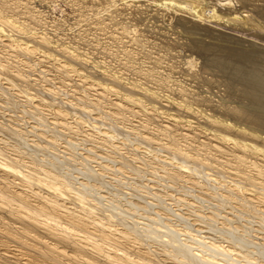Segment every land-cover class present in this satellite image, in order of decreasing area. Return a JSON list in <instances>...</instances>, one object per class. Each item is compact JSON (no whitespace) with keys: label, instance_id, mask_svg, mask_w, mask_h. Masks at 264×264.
Here are the masks:
<instances>
[{"label":"rangeland","instance_id":"obj_1","mask_svg":"<svg viewBox=\"0 0 264 264\" xmlns=\"http://www.w3.org/2000/svg\"><path fill=\"white\" fill-rule=\"evenodd\" d=\"M8 1L10 4L12 2L11 6L14 4L17 5L18 3L17 0ZM20 1L24 2L25 0ZM74 1L75 0L26 1L28 5H33L30 6L31 10H34L33 13L40 15V17L36 16L38 26L36 23V25L34 24L32 27L35 26L34 28L39 31L46 30L54 35V37L61 36L67 43L73 42L78 35L84 34L86 38H92L91 41L95 38V41L101 42L100 44L107 48L106 52L114 54V50L119 49V52L117 51L118 56H116V54H114L115 56H111L109 53L102 56V54L94 52L97 58L100 57L99 59L102 61L104 60V62L108 64L111 72L117 69H124L123 66H120L123 60L119 56H121V49L125 45L128 47L130 46V48L135 51L140 50L137 44L127 40L129 39V37H127L129 35L138 33L140 36L143 35L142 38L144 40L148 39L147 42L145 41L144 48L150 49L153 55L161 54L162 50L156 47L152 42L160 40L161 37L158 32L162 29L163 31H167L168 29V35L166 34V36H170L169 38H171V40L177 37L176 43L180 42V44L174 43L169 46V51L171 53L169 52V55L165 54V57L163 56L164 58H161L159 69H162L163 72H170L171 75L173 73V77L171 76L173 81L182 83L190 89L197 91L202 87L201 91L198 90L201 94L208 95L211 93V90H213L209 96L215 100L219 99L235 103V100H238L237 97H239V90L237 87L242 85V80L232 74L229 75L228 69L226 71L217 70L215 65H209L210 68L208 69V73L205 72L206 75L211 77L212 81H209L210 85L206 83V81L196 82L191 77H187L188 75L185 74L186 69H201L200 65L204 58L201 52H197L199 58H202L198 59L196 55L197 50L195 51L191 47L193 43L196 44L199 39L205 42V40H208V37H210L208 42L210 41L212 43L214 42L212 40L217 39V42L215 41L211 44L212 48L210 47V50L214 49V52L216 51V53L223 56L227 55V49L237 44L242 46L245 50L250 49L248 53L252 54L251 58L254 62L261 64L263 61L262 64L264 63V47H262L264 46L263 28L253 26L242 27L239 25L234 26L222 23L212 26L211 29L213 30H209L210 32L204 30V33L203 29H200L196 33L185 31V35L183 31L186 30V28L184 29V26L181 25L179 21L176 23V19H178L175 15L177 14L176 12L167 11L169 12V14H167L169 18L166 15H161L163 17L161 19L163 22L159 20V18H161L160 15H152V10L155 8H158L160 12L165 11L166 2L163 0H115V6L117 5L122 8V11L118 10L119 13L116 12L117 15L113 11L110 12V10L107 9L110 5L105 2V9H101L103 6H99L94 0H90L94 3V6H92L89 0ZM134 2L142 7L144 5L147 7H145V9H148V11L144 12L147 22L145 21V17H143L144 20L138 17L137 19L139 21H137L136 18L132 16V13L129 12V6L126 4ZM247 2L249 1L245 2L247 7L242 6V4L241 6L251 11L252 5L249 6ZM202 5H210V2L205 1ZM91 8H93L95 12ZM35 10L36 12H42V15L38 12L36 13ZM125 11H127V13ZM97 12L100 14H97ZM110 14H115L117 16H114L115 19L113 18L115 20L112 21L113 25L108 20L110 19ZM262 14V12H259L257 15L261 20H264V14ZM20 17L23 16L20 15ZM153 17L155 22L152 19ZM82 19H84V21ZM130 19L133 20L131 21ZM20 20H22V18H20ZM99 20H102L103 23ZM84 22L87 24L90 22L92 25L89 24L90 26H88ZM95 22L99 26H97ZM123 22L127 23V28L129 29V31H127L129 34L125 33L126 35H124L120 33V31H122L121 26L125 24ZM173 22H175L174 25L176 27H173ZM104 23H106L107 27L104 26ZM130 23L132 25H130ZM155 23L158 26H156ZM176 24L181 25L184 30L181 29V27L179 29V26L177 27ZM164 25L168 28L163 27ZM96 26L99 27V30L96 29ZM142 27L148 30L151 27L153 31L151 28L149 32L147 30L143 31ZM155 27L159 29L157 30ZM94 31H96V34ZM171 31L172 33H169ZM224 31L231 33V37L219 34ZM97 32L99 34H97ZM198 32L201 36L198 35ZM112 34L121 35V37H119L121 41H112V38H109ZM152 35L157 36V39ZM97 37L100 38L98 39ZM189 37L198 40L195 42V40H189ZM212 37L216 38L211 39ZM187 40H189V43L191 42V45L185 42ZM221 40L222 42L220 44ZM122 41L125 43H122ZM182 41H184V44L181 43ZM135 45H137V47ZM184 45L187 46L184 47ZM80 46L84 49L90 47L88 44H80ZM188 47L189 50L192 49L195 53H191V51L188 52ZM251 47L256 48V51H252ZM170 48H174L177 52L174 49L170 50ZM1 52L4 53L5 51ZM172 53H174V55H172ZM139 54H141L139 56L140 59L135 60L139 66L138 71L135 74L127 69H125V71L130 73L127 72L128 76L131 75L129 76L130 78H140L141 81H144L139 75L145 70V66L150 65V61L142 55L143 53L140 52ZM22 57L23 56H20L18 59L26 61V59ZM192 59L197 60V63L200 64L194 65L190 63L189 61H193ZM32 62H35L33 64L36 66L34 70L30 71H27L28 68L23 66V64L18 65L22 71H26L24 72L25 74H28V76L32 78L33 81L30 84L25 81H16V84L11 86L6 82L4 77L5 74L0 72V148L9 156L10 159L7 158L9 159L8 161L15 160L18 162H15V164H20L21 171L27 175V177L29 176L32 180L38 179L40 181L39 185L34 187L35 190L49 199L52 196L51 199H53L54 194L51 195V192L47 193V188L46 191L45 188H42V185L45 183L44 179H46L47 176L48 179L49 176L50 178L51 176L53 177V175L54 177L56 176L54 179L57 178L56 180L58 182L55 180V185L59 186L60 191L62 188L63 197L66 195V206L73 207V211L76 209L75 213H80L81 211V215H85L86 213V216H88L87 214H89L88 218L91 216L93 218H90L93 221L97 220L99 223L103 222L102 224L106 225V227L108 225L107 228L127 231L130 236L129 239H131L129 240L131 244H135V246L138 245L137 247L142 245L139 249L143 251L152 249V253L158 260L157 264H189V262L190 264H194L198 261L201 264H264V212H261L260 205L254 202L253 204L251 202L250 204L247 203V208L245 205H242V207V201L238 199V202L240 201L239 204L237 200H235L237 198L229 193V188H234L236 184L237 187L242 189H244V187L248 188V186L252 188L250 185L242 181L240 182L239 179L236 180V177L228 171H216L217 169L214 166L210 167L207 165L194 164L188 160H186L187 162L183 161L172 155L165 148L162 149L163 146L156 144L154 142L155 139H142L141 133H145L149 129H145V127L142 128L141 122L148 127L154 125L151 122L147 124L143 114L136 116L129 115L130 117L128 116V120V117L123 120L119 117H114L113 114L108 113L109 109L106 106L93 107L86 103V101L93 96H90L91 93H93L92 91L89 92L85 91L83 88L79 89L75 87L79 90L78 92L81 94L84 93L83 95L87 96V99L86 96L84 98L82 96L86 101L84 102L82 99L83 102H81L77 98H74L79 95L78 93L75 95V93L72 92L74 86L67 85L65 88L60 87L59 81H68L65 79L67 76L63 73L55 72V78L51 80L45 78L52 76V72H48L44 77H41V79H33L39 77L38 69L42 70L45 68L43 66L46 64L42 63V66L37 60H32ZM164 63L167 64L165 65ZM171 64L175 66H171L174 70L169 69L171 68ZM128 66H136V64L129 63ZM178 67L181 68L179 69ZM181 69H184L183 71H185V73ZM180 73L181 75H179ZM156 76L157 75L153 74L150 75V81L147 82L149 86H157L155 83H152L154 82L153 80L158 81ZM90 78L96 79L95 77ZM75 79H77V77H75ZM188 79L191 81H188ZM195 83L198 84V86ZM231 84L234 85L231 86ZM47 87H53L57 92L52 93ZM228 93L231 94L229 95ZM170 94L172 96V93ZM222 95H224L225 98L224 96L222 97ZM226 95H229L227 96L228 98ZM173 96V98L180 99L176 94ZM229 99H231V101ZM39 100L43 102L48 101L49 103L48 105L45 103L39 104ZM198 105L196 102L193 103L194 107ZM199 106L201 107V105ZM169 107L166 106V108H168L166 111L174 113L175 110L173 107ZM202 107H205L204 109L210 113L212 110L216 112L213 108L210 111L211 108L208 105L205 106L202 104ZM56 108L61 113L66 111L67 117L66 113H64L66 120H63L64 117L60 120L59 117L55 118L56 116H54L53 110ZM218 113H220L219 110ZM224 117L230 120L227 115ZM191 118L194 119L193 117ZM57 121L63 122L64 125H67L68 122L69 127L61 125ZM19 161L21 163H19ZM212 163L215 165V162ZM228 170L230 169L228 168ZM168 172H177L180 175L173 178L169 176ZM15 180V182H20L18 179ZM59 182H61V184ZM49 191H51V189H49ZM263 191L264 190L259 189L255 190L256 193H262ZM47 194L50 195L47 196ZM56 194H58V192H56ZM225 194L226 196L224 197ZM79 196H81L80 198L82 201L84 200L83 203L85 207L82 202L76 200ZM80 203L82 205H79ZM81 206L82 209L80 208ZM84 208L85 210H83ZM88 208L90 210H88ZM225 217L228 219L225 220ZM104 246L107 245L104 244ZM217 246L219 247L218 249ZM222 251H226L227 253ZM194 254H198L199 258L195 257ZM202 259H209V261L205 262ZM211 260L212 262L210 263Z\"/></svg>","mask_w":264,"mask_h":264},{"label":"bare ground","instance_id":"obj_2","mask_svg":"<svg viewBox=\"0 0 264 264\" xmlns=\"http://www.w3.org/2000/svg\"><path fill=\"white\" fill-rule=\"evenodd\" d=\"M26 1L28 0H25L24 2L17 0V5L14 4L15 6H11L12 2L10 4L8 0H0V72L5 74L4 77L6 79V82H8L11 86L15 85L16 81H25L30 84L33 81L32 78H30L28 74H25L24 72L26 71H22L18 65L23 64V66H26L28 68L27 71H30L34 70L36 66H34L33 63L35 62H32V60H37L40 65L42 63L46 64L44 66L42 64V66L45 67L42 70L38 69L39 77L33 79H41V77H44V75L48 72H52V76L45 78L47 80H51L55 78V72L63 73L67 76L65 79L68 81H59L60 87L65 88L67 87V85L74 86V90H72V92L75 93V95L76 93L79 94L74 98H77L81 102H83L82 99L86 95L84 96V93L81 94L80 92H78L79 90L76 88H83L85 91L89 92L92 91L93 93H91L90 96H93L91 97V99H89L88 101L83 99L84 102L86 101V103L92 105L93 107L106 106L109 109L108 113L113 114L114 117H119L123 120L126 119V117H128L129 115L136 116L143 114L146 123L149 124V122H151L154 125L151 124L152 127H148L144 125L143 122H141L142 126L140 124H137L142 128L145 127V129H149L147 132L141 133L142 137H140L142 139H155L154 142L159 146H163L162 149L165 148L172 155L178 157L179 159H182L183 161L188 160L194 164L207 165L210 167L214 166L217 169L216 171L230 172L234 177H236V180L239 179L240 182L242 181L244 183H247L248 185H250V187H252L249 188L248 186V188L244 187V189H242L237 187L236 184L234 185V188H229L230 190L228 189L230 191V195L236 197L237 199L235 200H237V202L238 199L241 200V206L245 205L247 208V203L250 204L251 202L253 204L254 202L255 204L257 203L258 205H260L261 212H264V191L262 193L255 192L256 189L264 190V63L262 64L263 61L261 62V64L258 62H254L251 58L252 54L248 53V50L250 49L245 50L242 46L236 44L227 49L228 53L225 49L227 55L223 56L219 53H216V51L214 52V49L210 50V47L212 48L211 44H213L217 40L214 39L216 37L211 38L214 39L212 40L214 41L213 43L210 41L208 42L210 38L208 36H206L208 37V40H205V42L200 39L199 41H197L198 39L195 40L189 37V40L192 39V41H197V43H193V45L190 44L191 42H188L189 40L185 41L191 45L193 50H197L196 53L201 52L204 56L203 59L200 57L203 60L200 65L201 69L195 70L193 68H188L186 69V73L185 71H183L184 69H181L185 74L188 75L187 77H191L196 82L206 81V83H209L210 85V82L212 81L211 77L206 75L205 72L208 73V69L210 68L209 65H215L217 67V70L226 71L228 69L229 75L232 74L233 76H236L240 80H242V85L237 87L239 90V97H237L238 100L234 99L236 101L235 103H230L228 101L219 99L215 100L214 98L209 96V94H211L213 90L210 89L211 93H209L208 95L201 94L198 90L201 91L202 87L198 89L197 92L182 83H176L175 81H173L171 79L173 73L171 75L170 72H163L162 69H159L161 65V58L165 54H168L170 52L169 46L176 43L178 39L177 37H175L176 39L171 40V38H169L170 36L167 37L166 34L168 29L167 31H163V29L160 30L158 32L160 33V40L152 42L156 47H159L162 50V53L159 55H153V52L150 49L144 48V44L148 39L144 40L142 38L143 35L140 36V34L138 33L127 36L129 37V39L127 40H129L131 43L137 44L140 47H138L140 50L135 51L131 49L130 46L128 47L123 44L125 46L121 49L122 53L120 52L121 56L119 57L123 60V62L121 63L122 65L120 66H123L124 69H117L111 72L108 64L105 63L104 60L102 61L101 59H99L100 57L97 58L95 56L96 54L94 52L100 53L102 54V56L109 53L106 52L107 48L104 45L100 44L101 42L99 43L98 41H95V38H93V40L91 41L92 38H89V40L83 34L78 35L77 38L73 40V42L67 43L61 36L54 37V35L50 34L46 30L39 31L35 29V26H32L34 24L36 25V16L40 17V15H36L35 13H33L34 10L32 11L30 8V6L33 5H28ZM94 1L98 3L99 6H103V8L101 9H105V2L110 5L107 8L110 10V12L113 11L116 14V12L119 13V11H122V8L117 5L115 6V0H113L114 2L112 0ZM163 1L166 2L165 11L160 12L158 8H155L154 10H152V15H166L168 17L167 14H169L170 11L176 12V18L179 19H176V23H178L179 21V23L183 25L184 29L186 28V30H184L181 25H176L177 27L179 26V29L181 27V29L184 30H182L184 34L185 31L196 33L200 29H203V32L204 30L210 32L209 30H213L211 29L212 26H216L222 23L231 24L234 26L239 25L242 27L253 26L264 29V20H261L257 15L259 12H262L264 14V0ZM205 1L210 2V5H202V3ZM246 1H249L247 2L249 6L252 5L251 11L250 9L246 8ZM89 2L91 1L89 0ZM91 3L92 6H94V3ZM241 4L242 6L246 7H242ZM126 5L129 6V12L132 13V16H134L137 21H139L137 19L138 17H145L144 12L148 11V9H145V5L142 7L135 4V2ZM91 9L93 10V8ZM125 12L127 13V11ZM38 13L41 14L42 12ZM97 14L100 13L97 12ZM115 14L109 15L110 19L108 20L109 22H111V24L115 19L114 16L117 15ZM20 15H22L23 17H20ZM162 16L161 18L158 17L161 22H163L161 20L163 18ZM20 18H22V20H20ZM127 18L129 19L128 16ZM146 19L147 18L145 17V21L147 22ZM152 19L155 22L154 17ZM82 20L84 21V19ZM142 20H144V18ZM99 21L102 22V20ZM90 22L88 23L90 24ZM174 23L175 22H173V27L175 26ZM85 24L88 26L92 25V23L90 25L87 23ZM104 24V26H106V23ZM130 25L132 24L130 23ZM165 25L163 27L168 28ZM97 26L96 29L99 30V27ZM156 26L158 25L156 24ZM144 27H142L143 31L147 30L149 32L152 29L150 27L151 29L149 28L148 30L146 28L144 29ZM155 28L157 30L159 29L157 27ZM121 29V34H129L127 23L123 24L121 26ZM94 32L96 34V31ZM169 33H172V31ZM97 34L99 33L97 32ZM219 34L231 37V33L229 32L224 31L220 32ZM198 35L201 36L200 33ZM119 37H121V35L119 36L116 34H112L109 38H112V41L116 42L117 40H120ZM154 37H156L157 39V36ZM123 42L124 41H122V43ZM221 42L222 40L220 41V44ZM181 43L184 44V41H182ZM80 44H88L90 45V47H87L86 50L81 47L83 45L80 46ZM176 44L179 45L180 42ZM137 45L135 46L137 47ZM186 46L184 45V47ZM172 49L174 48H170V50ZM118 50L119 49L114 50V54H116V56H118ZM187 50L188 52L191 51V53H195L194 51H192V49L189 50V47L187 48ZM251 50L256 51V48L251 47ZM1 51H5L6 53H2ZM140 52L143 53L142 55H144L146 59H149L148 61H150V65L145 66V70L139 75L144 79V81L146 80V83L144 81H141L140 78H130L129 76L131 75H127L129 72L127 71V73L125 71V69H127L133 74L138 71L139 66L135 62V60L140 59ZM114 54L109 53V55L111 56H115ZM172 55H174V53H172ZM196 55L198 56V53ZM20 56H23L22 58H25L26 61L18 59ZM200 58L198 56V59ZM192 60L193 61L189 62L194 65L200 64L197 63V60ZM129 63L136 64V66H128ZM171 66L172 64L170 65V67ZM172 67L169 69L171 70ZM151 74L157 75L156 78H158V81L153 80L154 82H152L157 85H154L156 87L149 86L147 83L148 81H150ZM179 75H181V73ZM75 77H77V79H75ZM90 77H95L96 79L94 80ZM227 78L229 79L228 75ZM189 80L190 79H188V81ZM196 85L198 86V84ZM232 85L234 84H231V86ZM47 89L52 93L57 92V90H55L53 87H47ZM170 93H172V96ZM175 94L178 95V97L180 98L179 100L173 98V95ZM229 95H226V97ZM223 96L224 95H222V97ZM229 100L231 101V99ZM192 102H196V104L201 105V107L199 105L197 107H194ZM38 103H45L48 105L49 102H43L41 100ZM202 104L205 106L208 105L211 108H208L210 109V111L213 108L216 110V112L214 110H212V112L214 111L215 113L208 112L204 109L205 107H202ZM166 106H172L175 112H167L166 110L168 108H166ZM56 109L53 110L54 116H56L55 118L59 117L60 120L64 117V113H66V111L64 113H61L58 109ZM218 110L221 114L218 113ZM225 115H227L230 120H227L226 117H224ZM129 117L127 118V120L129 119ZM191 117H193L194 119H192ZM64 119L65 117L63 118V120ZM58 123L64 125L63 122ZM64 126H68V122L67 125ZM7 158H9V156H7L0 148V264H157L158 260L152 253V249H146L143 251L139 249V247L141 248L142 245H139V247H137L138 245L135 246V244H131L129 242V240L131 239H129L130 236L127 231H119L116 229L107 228L108 225L106 227V225L102 224L103 222L99 223L97 222V220L93 221L91 219L93 217L91 216V218L89 217L91 219L90 220L88 218L89 214H87L88 216H86V213L85 215H81L80 210H78L80 211V213H75L76 209L73 211V207L66 206L65 200L67 198L65 199V194L67 192L65 191V197H63L62 188L60 191L59 186L55 185V180L57 178H54L56 176L54 177L53 175V177L51 176V178L49 176V179L47 176V182L46 179H44L46 175L43 178L45 183H43V187H41L45 188V190L47 188V193L51 192V195L54 194V198L51 199V196V198L49 199L45 195H41L39 191L34 189V187L39 185L40 181L38 179L32 180L29 178V176L27 177V175H25L21 171V167L19 166L20 164H15V162L17 161H8L10 158ZM211 161L215 162V165H213ZM19 163L21 162L19 161ZM228 168L230 170H228ZM168 174L173 178L180 175L177 172H168ZM15 179L20 180V182H15ZM59 183L61 184V182ZM49 189H51V191H49ZM56 192H58V194H56ZM50 194H47V196ZM225 196L226 194L224 195V197ZM80 197L81 196H79L78 199H74L83 203L84 200L82 201ZM79 205L82 204L80 203ZM80 208L82 209V206ZM83 210H85V208ZM88 210L90 209L88 208ZM227 219L228 218H226L225 220ZM104 244L109 247L104 246ZM218 248L219 247L217 246V249ZM224 253L227 252L225 251ZM194 256L198 257V254H194ZM202 260L205 262L209 261V259ZM211 262L212 260L210 261V263ZM195 263L201 264L199 261Z\"/></svg>","mask_w":264,"mask_h":264}]
</instances>
